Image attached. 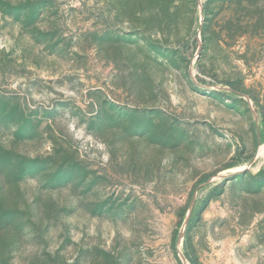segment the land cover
Masks as SVG:
<instances>
[{
    "label": "rangeland",
    "instance_id": "rangeland-1",
    "mask_svg": "<svg viewBox=\"0 0 264 264\" xmlns=\"http://www.w3.org/2000/svg\"><path fill=\"white\" fill-rule=\"evenodd\" d=\"M0 264H264V0H0Z\"/></svg>",
    "mask_w": 264,
    "mask_h": 264
}]
</instances>
